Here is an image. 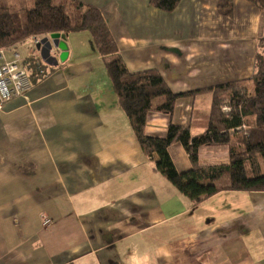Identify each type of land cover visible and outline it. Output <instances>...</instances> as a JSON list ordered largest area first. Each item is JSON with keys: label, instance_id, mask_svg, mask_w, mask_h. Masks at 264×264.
I'll list each match as a JSON object with an SVG mask.
<instances>
[{"label": "crops", "instance_id": "obj_1", "mask_svg": "<svg viewBox=\"0 0 264 264\" xmlns=\"http://www.w3.org/2000/svg\"><path fill=\"white\" fill-rule=\"evenodd\" d=\"M73 1L101 11L130 73L158 71L173 93H189L171 116H149L151 136L170 123L204 133L213 101L204 90L256 73L264 20L246 0H232V17L218 14L219 0H182L171 13L151 0ZM72 34L60 37L66 61L51 51L57 65L34 37L5 49L8 62L20 54L32 88L0 109V264H264V192L199 205L182 195L144 155L103 58L89 54L92 36ZM170 155L180 173L191 169L181 145Z\"/></svg>", "mask_w": 264, "mask_h": 264}, {"label": "trees", "instance_id": "obj_2", "mask_svg": "<svg viewBox=\"0 0 264 264\" xmlns=\"http://www.w3.org/2000/svg\"><path fill=\"white\" fill-rule=\"evenodd\" d=\"M182 0H151L150 6L171 13ZM256 5L264 20V0ZM218 14L232 17V0H219ZM89 32L103 58L118 102L127 116L144 155L193 204L199 205L221 192H264V36H260L255 75L243 82L206 89L213 96L209 124L193 136L188 127L170 123L165 136L146 133L149 116H171L178 100L188 94L171 91L158 71L130 73L107 22L97 8L73 0H0V50L29 38ZM49 65H33L37 72ZM202 92V91H200ZM224 107L230 109L229 112ZM181 145L192 165L180 173L170 149ZM227 154L226 164H202V155ZM227 179V183L222 180Z\"/></svg>", "mask_w": 264, "mask_h": 264}, {"label": "built area", "instance_id": "obj_3", "mask_svg": "<svg viewBox=\"0 0 264 264\" xmlns=\"http://www.w3.org/2000/svg\"><path fill=\"white\" fill-rule=\"evenodd\" d=\"M36 44H40L39 37H34ZM14 60H5V50H0V109L15 98L21 97L28 99V93L32 88L30 75L21 65V56L15 52ZM50 223L49 219L44 218V225Z\"/></svg>", "mask_w": 264, "mask_h": 264}, {"label": "water", "instance_id": "obj_4", "mask_svg": "<svg viewBox=\"0 0 264 264\" xmlns=\"http://www.w3.org/2000/svg\"><path fill=\"white\" fill-rule=\"evenodd\" d=\"M61 35H51L50 39L46 38L39 46L40 57L49 65H57L58 60L51 56L52 49L61 51L60 61H66L68 57V47L64 41L60 40Z\"/></svg>", "mask_w": 264, "mask_h": 264}, {"label": "rangeland", "instance_id": "obj_5", "mask_svg": "<svg viewBox=\"0 0 264 264\" xmlns=\"http://www.w3.org/2000/svg\"><path fill=\"white\" fill-rule=\"evenodd\" d=\"M88 33H89V32H88ZM89 34H90V33H89ZM72 35H74V36H72V37H80V36H77V35H79V34H77V33H73ZM50 37H51V35H46L45 38L50 39ZM40 40H42V39H40ZM74 42H75V39H74ZM76 43H77L78 46H80L81 43H84V41H81V40H79V38H76ZM88 51H89V54H90L91 56L95 55L96 53H97V55H99V53H98L97 50H96V52H93L92 47H91V43H90V42H88ZM202 104H203V102H202ZM204 105H205V103H204ZM224 110L227 111V112L230 111V109L227 108V107H224ZM214 155H218L220 159H222V158L224 159V158H225L224 156L227 157V155H225V154H214ZM214 155H209V156H214ZM225 159H226V158H225ZM225 182L227 183V179L222 180V183H225ZM230 197H232V196L230 195V196H228V197H226V198L223 196L224 199H222V198H220V197H219L218 199L221 200L220 202H222V203H226L227 201H232V199H230ZM233 202H234V200H233Z\"/></svg>", "mask_w": 264, "mask_h": 264}]
</instances>
